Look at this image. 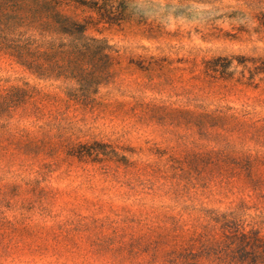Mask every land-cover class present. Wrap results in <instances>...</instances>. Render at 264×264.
<instances>
[{"label": "rangeland", "instance_id": "374dc122", "mask_svg": "<svg viewBox=\"0 0 264 264\" xmlns=\"http://www.w3.org/2000/svg\"><path fill=\"white\" fill-rule=\"evenodd\" d=\"M88 1L99 82L31 73L0 0V264H264V0Z\"/></svg>", "mask_w": 264, "mask_h": 264}, {"label": "trees", "instance_id": "16d2710c", "mask_svg": "<svg viewBox=\"0 0 264 264\" xmlns=\"http://www.w3.org/2000/svg\"><path fill=\"white\" fill-rule=\"evenodd\" d=\"M62 3L63 0H22V25L27 32L22 33V46L7 47L38 77L99 82L102 79L99 73L110 63L109 55L104 52L106 46L98 39L85 36V25L63 14ZM81 4L101 14H114L110 0ZM13 5L20 7L17 2ZM87 66L93 73H84ZM70 95L76 96L75 93Z\"/></svg>", "mask_w": 264, "mask_h": 264}]
</instances>
